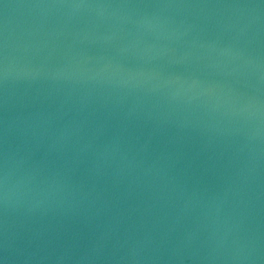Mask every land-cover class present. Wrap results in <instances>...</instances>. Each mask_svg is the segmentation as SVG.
Here are the masks:
<instances>
[{
	"label": "water",
	"instance_id": "1",
	"mask_svg": "<svg viewBox=\"0 0 264 264\" xmlns=\"http://www.w3.org/2000/svg\"><path fill=\"white\" fill-rule=\"evenodd\" d=\"M0 264H264V0H0Z\"/></svg>",
	"mask_w": 264,
	"mask_h": 264
}]
</instances>
